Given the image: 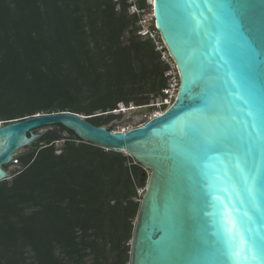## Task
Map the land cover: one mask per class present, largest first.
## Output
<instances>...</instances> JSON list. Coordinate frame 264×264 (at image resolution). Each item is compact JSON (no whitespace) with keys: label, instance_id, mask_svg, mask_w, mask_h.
I'll return each mask as SVG.
<instances>
[{"label":"trees","instance_id":"1","mask_svg":"<svg viewBox=\"0 0 264 264\" xmlns=\"http://www.w3.org/2000/svg\"><path fill=\"white\" fill-rule=\"evenodd\" d=\"M137 21L114 0H0V124L71 112L114 131L121 106L164 111L169 66ZM16 161L0 182V264H129L139 163L60 125Z\"/></svg>","mask_w":264,"mask_h":264},{"label":"water","instance_id":"2","mask_svg":"<svg viewBox=\"0 0 264 264\" xmlns=\"http://www.w3.org/2000/svg\"><path fill=\"white\" fill-rule=\"evenodd\" d=\"M151 8L178 76L171 105L124 132L71 112L1 124L0 182L14 176L5 166L60 125L149 172L129 264H264V0Z\"/></svg>","mask_w":264,"mask_h":264},{"label":"built area","instance_id":"3","mask_svg":"<svg viewBox=\"0 0 264 264\" xmlns=\"http://www.w3.org/2000/svg\"><path fill=\"white\" fill-rule=\"evenodd\" d=\"M114 1L115 2H124L128 5V13L130 15H135L138 18L137 25L139 27V31H138L139 35L141 37H147L154 42L156 50L160 52L161 61H163L164 63H166L169 66V70L165 73V76L169 78V88L164 91V93L167 95V99L164 101L165 103L163 102L161 104H164L167 107L170 106V103L174 99V97L176 95L177 88H178V76H177V73H176V70H175V67H174L172 60L170 59L168 53L164 50L165 47H164L162 41L160 42L157 39V37L159 35L157 30L155 29V31H154L151 29V25L153 22L151 0H114ZM140 2H144L145 6H143V7L139 6ZM131 107H132V105H131ZM158 107L160 109V105H158ZM132 108H134V107H132ZM160 113H162L161 110H160V112H156L154 115L160 114ZM154 115H152V116H154ZM142 125H143V123H141L138 126H142ZM126 130H128V129H121V130H117L114 132H124ZM10 164L17 166L18 164H17L16 158H14L10 162ZM140 192H142V194H143V190L138 191V194H140Z\"/></svg>","mask_w":264,"mask_h":264},{"label":"rangeland","instance_id":"4","mask_svg":"<svg viewBox=\"0 0 264 264\" xmlns=\"http://www.w3.org/2000/svg\"><path fill=\"white\" fill-rule=\"evenodd\" d=\"M159 100H156L154 103L151 105L153 106L152 110H148V108H132L131 106L128 108H125L121 106L120 109L114 111L116 114H119V118L114 120L112 124L116 125L114 131L121 130V129H131L135 128L138 125H140L142 122H146L149 117H152L156 112H160V109L158 105ZM173 102V100H172ZM171 102V103H172ZM165 103V102H164ZM1 125V124H0ZM56 147L57 149H60L61 142H56ZM25 149L23 150V152ZM59 151V150H58ZM19 167L16 165L9 164L6 166L5 170L10 173H14L15 170H17ZM148 175L149 172H146ZM142 195V192H140L139 196Z\"/></svg>","mask_w":264,"mask_h":264},{"label":"bare ground","instance_id":"5","mask_svg":"<svg viewBox=\"0 0 264 264\" xmlns=\"http://www.w3.org/2000/svg\"><path fill=\"white\" fill-rule=\"evenodd\" d=\"M170 105H171V103H170Z\"/></svg>","mask_w":264,"mask_h":264}]
</instances>
